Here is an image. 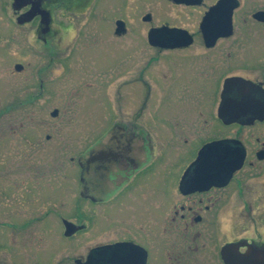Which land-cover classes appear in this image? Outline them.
Wrapping results in <instances>:
<instances>
[{
	"label": "flooded vegetation",
	"instance_id": "1",
	"mask_svg": "<svg viewBox=\"0 0 264 264\" xmlns=\"http://www.w3.org/2000/svg\"><path fill=\"white\" fill-rule=\"evenodd\" d=\"M167 1L194 11L198 29L165 21L188 30L174 36L188 43L163 47L147 36L151 50L110 3H9L18 32L40 41L43 64L35 82L32 55L16 60L0 91V264H264V0ZM88 13L95 32H61L65 19ZM205 20L218 34L203 32ZM60 71L96 81L48 80ZM85 89L109 106L106 147L95 153L79 141L92 102ZM61 95L64 106L42 112ZM228 99L234 105L222 108ZM58 122L76 123L72 145Z\"/></svg>",
	"mask_w": 264,
	"mask_h": 264
},
{
	"label": "rangeland",
	"instance_id": "2",
	"mask_svg": "<svg viewBox=\"0 0 264 264\" xmlns=\"http://www.w3.org/2000/svg\"><path fill=\"white\" fill-rule=\"evenodd\" d=\"M126 1L127 0H98V2L110 3L113 6L114 17L121 15L130 21V24L132 25V27H130L132 29L130 31L131 34H135V36L145 34V40H146L145 49L146 50L152 49L148 45V40H147L149 30L152 27L161 26L165 21H168L169 23H175V24L177 23L185 28L192 29V30L198 29V24L195 19L196 17L193 14L194 11L187 9L186 7L174 5L173 3H170L167 0H128V4L122 7L126 3ZM10 2L11 0H0V30H5L4 28L10 29V30H7V29L5 30L6 32L10 31L8 35L2 34V31H0V91L1 93H4L3 91L7 89V85H8L7 83H10L11 81V78L9 76V70L12 69L13 62L21 58L24 59L25 55L27 54L32 55L31 59L33 60V62H32L31 67H33V73H34L33 80L35 82L39 81L37 72L39 69H41V66L43 64L42 59L40 58L41 54L39 52L43 49V47H41L40 41L38 40L33 41L32 33L29 30L24 29L25 27H22L21 29L19 28V32H18L16 23L11 21V9L9 5ZM117 6H120L121 8ZM147 13H151L153 15V20L151 22H145L142 20V17L146 15ZM96 22L97 21H95V19L92 17V13L91 14L88 13L85 16L75 17V19L73 20L65 19L64 22H62L63 26H65L63 27L65 30H63V28L61 27L62 29L61 32L64 34H75V33H80V32L91 34L92 32H95V29L97 26H94V24ZM104 24L105 23L102 24L103 31H104L103 33L106 34V32L109 31L107 27L108 25L107 24L104 25ZM58 25H59V22H58ZM12 30H15V31H12ZM13 32L17 33V36L15 38H13V35H12ZM135 39H138V38L135 37ZM108 42H109V49L112 50L113 52L116 51L117 50L116 42L114 40H110ZM80 70L81 69H79V71ZM71 76H72L71 74L69 75L63 74L62 76L61 71H60V73L58 72L57 74H52L51 77L48 78V80L58 81L60 83L67 82V81H70V82L76 81L80 83V86L82 84L88 85L89 83H94L96 81L93 75L89 73L81 74L80 76L81 78L79 79L78 78L76 79L75 75L72 78ZM83 77H86V78H83ZM90 88H95V87L90 86L89 89ZM89 89L87 90L85 89V91L88 92L87 97L91 96V93H92V91ZM64 92L67 93V90L65 89L59 90L60 94H63ZM103 92H105V90H103ZM99 93H98V96H99ZM88 98H92V102L90 103L91 105L83 109V112H82V113H85L87 116L84 117L81 114L82 115L81 120L80 122H78L80 129H81L79 141H80L82 152L87 150V153H89L90 149H93L94 147H98L96 148V150H92V153H95L97 149L98 150L104 149L106 147L103 137L108 128V122L106 121V117H105V115L107 114L105 113H107L109 106L106 105V100L104 98H103L104 100H102L99 97H94V96L93 97L91 96ZM118 98L119 96L116 93L114 95L113 100H119ZM131 99H133L135 103L138 102L137 101L138 99L137 91L133 92L132 89H129L128 90V100L130 101ZM66 100L67 99H65L63 95L57 97V99L53 101L50 100L48 102L49 107L47 106L46 109L42 112L49 113V110L52 107L58 106L59 104H61V106H64ZM83 100L84 98L81 99V97H79L78 99L74 98L72 101L83 102ZM171 106H175V105H171ZM136 107H137L136 105L130 106L131 109L128 110L129 113L131 114L136 113V110H137ZM177 108H180V107H177ZM123 109L124 110L122 111L120 106H116L115 113H117V115H120V114L122 115V113L124 112L126 113L125 108ZM47 123L49 122H37L38 126H42ZM58 123L64 124L61 130H62V135H65L66 137V145H72V143H74L73 131L76 130V127H77L76 123L75 122H58ZM41 131L43 132L44 130H41ZM100 140L102 141V143H98ZM54 143L56 144V139ZM71 155H74V154L70 152L66 153L67 171H68V168L71 167V163H70L71 161L69 159ZM70 173L73 174L72 172ZM66 183H67L66 184L67 196L70 195L69 198L70 197L72 198L74 184L70 185L68 182ZM106 207L107 205L105 202L100 203V204L98 203L96 205H93L92 203L88 201L82 202V208H85V209L91 208V209H97V210H104L106 209ZM88 240H89L88 237L82 240L83 243H82V246L80 247L81 249L79 250V252L84 251L85 247L89 244ZM34 241L36 242L37 239H35ZM18 264H23V263L19 262Z\"/></svg>",
	"mask_w": 264,
	"mask_h": 264
},
{
	"label": "water",
	"instance_id": "3",
	"mask_svg": "<svg viewBox=\"0 0 264 264\" xmlns=\"http://www.w3.org/2000/svg\"><path fill=\"white\" fill-rule=\"evenodd\" d=\"M31 18V17H30ZM48 17H45L43 20V23L48 26ZM150 15H147L145 17V20H150ZM123 22L119 21L118 22V29L117 32H122L123 29ZM229 27H231V24L229 25ZM201 28L203 29V32L206 34H218L214 31V28H209L208 29V24H207V20H205L202 24H201ZM220 34V33H219ZM178 36V35H190L189 31L183 28H178V27H170V26H160V27H152L149 32H148V36H149V41L152 45H159V46H163V47H175V44H177L178 42L182 43L184 42L185 44L188 43V38H179V40H175L174 36ZM219 35H216L215 37H218ZM190 42V41H189ZM179 43V44H180ZM183 43V44H184ZM233 102L228 100L224 101V104L222 105V108H229L231 106L234 105Z\"/></svg>",
	"mask_w": 264,
	"mask_h": 264
}]
</instances>
